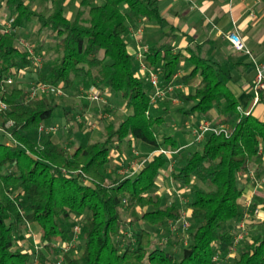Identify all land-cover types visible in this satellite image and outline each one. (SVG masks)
Returning <instances> with one entry per match:
<instances>
[{
    "label": "trees",
    "instance_id": "16d2710c",
    "mask_svg": "<svg viewBox=\"0 0 264 264\" xmlns=\"http://www.w3.org/2000/svg\"><path fill=\"white\" fill-rule=\"evenodd\" d=\"M1 1L13 11L15 28L36 20L41 29L58 36L57 57L45 71H38V81L65 91L80 83L90 88L99 82L120 96L130 112L118 125L106 126L104 140L83 137L73 151L51 135L44 140L37 137L39 127L51 119L58 105L47 96L30 97L27 89L3 83L15 68L30 66L32 60L16 45L15 31L0 34V99L7 106L0 117L2 124L12 121L8 131L16 141L8 144L6 136L0 135V264H43L48 254L70 241L76 217H82V253L79 257L64 253L61 264H221L215 257L222 254V245H234L239 221L247 209L253 213L258 205L255 199L248 208L243 206L246 188L240 179L252 171V164L259 178L264 166V120L238 110V99L226 82L222 64L202 57L197 47L184 48L188 56L170 42L150 47L148 66L161 72L165 88L182 59L192 66L182 77L184 81L200 76L195 90L181 95L183 101L193 102L187 114L201 121L216 108L224 122L233 123L229 135L208 133L194 145L184 143L180 133L160 141L158 128L166 119L150 111L153 87L137 74L125 38L129 26L140 19L163 21L159 0H104L101 4L82 0L87 10L79 9L72 19L57 2L45 15L32 9L27 0ZM131 139L153 149H179L173 155L172 178L182 185H204L193 186L190 213L199 222L181 256L155 246L145 228L134 231L133 241L124 248L118 241L127 223L123 201L143 209L141 214L131 209L130 224L143 220L161 227L181 218L183 211L179 200L163 206L161 197L153 194L160 172L170 162L164 154L154 155L133 175L107 182L110 145L118 147ZM84 177L88 182H83ZM23 224L39 228L41 246L33 253L16 245ZM252 227L254 233L240 241L238 256L230 264H264V218Z\"/></svg>",
    "mask_w": 264,
    "mask_h": 264
},
{
    "label": "rangeland",
    "instance_id": "374dc122",
    "mask_svg": "<svg viewBox=\"0 0 264 264\" xmlns=\"http://www.w3.org/2000/svg\"><path fill=\"white\" fill-rule=\"evenodd\" d=\"M55 2L64 4L63 0L27 1L28 5L32 9L35 11H42L45 15H48L51 12ZM78 2L79 9L87 10V8L82 5V0H78ZM64 7L68 16L73 18L76 16L77 7L75 4L70 2L69 4H64ZM86 15L87 14H85V16ZM13 16V11L9 10L4 5V2L0 0V32L2 31L4 25L3 22L8 21ZM136 28L133 27L130 32L135 31ZM15 33V43L20 49H24V47L20 44V40L35 45V53L37 57L40 58V63L32 61L30 66L17 67L16 73L13 75V83L8 85V87L21 86L28 90L32 85L39 82L37 77L38 71H45L48 64L57 57V53L54 51V45L58 40V36L49 29H41L40 24L37 23L36 20L29 23L25 22L21 26H18L15 29ZM125 38L127 39L126 36ZM143 45L146 44L143 43ZM138 65L139 63L136 62V69ZM94 74H96V71H94ZM96 86L101 90V97L97 101H91L86 98V91L89 88H87L83 83L67 90L66 95H59L55 91L49 92L48 98L51 102L56 103L58 106L51 119L44 124L47 126L57 125L59 129L56 132L50 133H39L38 130L37 137H41L44 140L45 137L51 135L55 141H59V144L70 151H73L74 148L78 146L83 137H86L90 141L104 140L106 137V126L111 122L118 125L123 119H125L126 115L130 111L126 108L123 99L112 92L109 87L102 85L99 82H97ZM173 93L174 92L166 91L161 96H156V102L160 101L162 104L166 105V108H170L171 103H173L172 98L176 97ZM186 105L187 108H190L192 102H187ZM166 114H168L166 116V120L158 128V138L160 141H162L163 137L172 135L176 131L182 132L184 135H188L189 132H191V127H196L200 122L198 121L196 125L188 119V115H178L175 111L173 113L167 112ZM58 115L61 116V118ZM86 115L88 116L90 123L94 122L95 126L90 125ZM209 120H212V118ZM213 121L215 122V120ZM1 122L2 118L0 117V124H2ZM228 123L230 124V127L233 126L231 121H228ZM110 149L112 151V162L109 163L105 171L107 182L109 183L115 179L133 175L132 171L134 170V167L147 158L151 151H153L151 150V145L138 140H134V142L133 140L130 142L124 141L118 147H115L114 144H112L110 145ZM261 151H264L263 146H261ZM174 164L175 161H173V165L168 164L166 170L161 173V179H157L153 194H157L161 197L163 206L170 205L173 201L179 200L183 210L182 214H185L181 218L186 217L189 225L184 228L181 219L180 221L170 220L161 227L152 226L143 220L130 224L129 221L132 220L131 209L135 208L139 214L143 212V209L137 206L133 207L128 201H123L121 204L122 215L126 219L127 223L124 224L122 235L118 238L121 248L126 247L133 241V232L138 228H145L149 230L154 239L155 246H162L164 250L177 256H181L183 249L191 243L192 233L198 226L199 222L197 217L188 212L190 209L189 204L193 199V186H195V184L201 186L204 185L199 182L190 185H182L176 182L172 177H170V173L172 171L170 170V166L174 168ZM251 167L254 174L255 165L252 164ZM250 175V173L245 174L243 176V181L240 183V185L245 187L246 190L250 188L249 179H253V177L255 178L254 175L253 177ZM260 176L259 181L263 179L264 182V166L262 167ZM258 199V201H262L264 204V191L261 192ZM243 206L246 207L244 203ZM148 209H152V207H149ZM248 212L250 213V211ZM255 220V218H252L251 221L249 218L246 220V236L248 237H250L255 231V228L251 227L252 224L255 225ZM76 222L77 221L73 219V225ZM21 228V236L19 237L22 238L18 239L19 242L16 241L17 247L23 251H29L31 253L35 252L41 246L39 228L37 226L33 227L27 224H23ZM235 232L236 229H233V233ZM221 249H223L222 254H217L215 258L221 262V264H230L238 256L241 244L239 242L231 247L222 245ZM61 252L62 251L58 249L54 253L48 254L47 259L43 264H58V260L62 257ZM68 253L75 257H79L82 253V245L79 242L76 243V245H73L68 249Z\"/></svg>",
    "mask_w": 264,
    "mask_h": 264
},
{
    "label": "crops",
    "instance_id": "0c3cea01",
    "mask_svg": "<svg viewBox=\"0 0 264 264\" xmlns=\"http://www.w3.org/2000/svg\"><path fill=\"white\" fill-rule=\"evenodd\" d=\"M89 1L101 4L104 0ZM63 2L65 5L70 2L75 4L78 12V0H63ZM64 4L60 3L66 16L72 19L73 17L67 15ZM159 5L163 18L162 22L140 19L135 25H130L126 33L128 50L135 61L139 63L138 71L136 69L137 74L139 75L140 73V60L136 53L140 44L144 43L150 48L154 45L170 42L176 51L181 50L186 56H188V53H186L184 48L187 46L197 47V52L202 57H209L222 64L226 71V82L236 95L239 106L244 110H251L252 115L264 120V91L260 94V100L254 104L253 81L255 67L250 57L245 53L235 51L226 37V34L230 31H237L257 59L264 61V3L261 0H159ZM131 27L137 28L135 31L130 32ZM139 27H141V32L137 34L136 31ZM191 69L192 66L185 59H182L179 70L174 74L170 82L173 85L172 89L166 90L174 92L173 94L176 96L172 98L171 107L166 108V105L155 100L151 101L150 111L163 115L165 119L168 115L166 114L167 112L173 113L175 111L178 115H188V119L194 124L198 122L199 117L186 112L192 106L187 108L186 103L190 101H183L181 98V95L192 93L200 82V76L198 75L190 82L182 79L184 75L190 73ZM142 77H145V75ZM160 85L161 88L165 89L161 79ZM154 92L155 89L152 88L150 90L151 98ZM59 117L61 118V116ZM211 118L215 122L225 121V117L216 108L205 117V119ZM176 133H180L179 137H182L184 143L189 142L191 132L188 135H184V133L176 131L172 135ZM131 140L134 142L136 139ZM262 146L264 147V143ZM151 150H154L153 146ZM262 152L264 154V151ZM170 167V170L173 171L174 168ZM166 168L160 172L158 178L161 179L160 175ZM170 177L172 176L170 175ZM240 180L243 181V177ZM249 181L251 184L250 188L245 191L242 201V204L244 203L245 205L248 201L251 203L253 200L258 199L261 192L264 191L263 179L259 181L256 176L255 179H249ZM247 206L245 208H248ZM257 207L259 208V216L250 215V221L255 218V222H259L264 218L263 202L258 201ZM188 212H191L190 209ZM246 213L249 212L246 211Z\"/></svg>",
    "mask_w": 264,
    "mask_h": 264
},
{
    "label": "built area",
    "instance_id": "2783aa9c",
    "mask_svg": "<svg viewBox=\"0 0 264 264\" xmlns=\"http://www.w3.org/2000/svg\"><path fill=\"white\" fill-rule=\"evenodd\" d=\"M14 17L10 18L8 21L3 22V28L1 33L4 32H10L15 31V27L13 26ZM141 32V27H139L136 31L137 34ZM227 39L229 40L231 46L235 51L242 52L247 54L251 62L253 63L255 67V77L253 81V91H254V104H256L260 100V94L264 91V61H259L257 57L252 53L244 39L241 37V35L237 31H230L226 34ZM20 44L24 47V50H26L29 53V58L34 61L35 63H40V58L37 57L35 53V45L30 44L26 41L20 40ZM149 47L143 44H140L138 46V52L137 57L140 60V73L139 76L145 75L148 82L152 85V87L155 89V92L152 95L151 101L156 100V96H161L164 94L166 90H171L173 85L169 83L165 89L161 88L160 85V75L159 71H155L148 67L146 63V53L149 51ZM15 68L12 72V74H9L5 76L2 81L3 83L8 86L13 83V75L16 73ZM29 96L35 97V96H47L48 93L51 91H55L59 95H66V91L61 86H55L48 82H38L34 85H32L29 89ZM86 98L91 101H97L101 97V90L97 86H92L86 91ZM6 104L0 99V111L3 109H6ZM238 110L241 113H244L246 115L251 114V110H244L241 106H238ZM87 120H89L88 116L86 115ZM90 123V120H89ZM13 125L12 121H7L5 124H0V135L3 134L7 138L8 144L15 143L16 141L13 139L12 135L9 133L8 128ZM91 126H95L94 122L90 123ZM59 129L57 125H45L42 124L39 127V133H50V132H56ZM232 130V127H230V124L228 122H214L213 120L209 119H203L199 122V124L196 127H191V139L187 143L188 145H194L202 142L206 135L208 133H224L225 135H229ZM179 149H173V148H165V147H159L151 151V153L145 158L143 161L137 164V166L134 167V170L132 171V174H135L143 165H145V162H147L150 158H152L154 155L164 154L169 159V165H173V155L177 153ZM77 172H81V170H78ZM64 173H67V171H64ZM250 176L253 177V172H250ZM255 176V175H254ZM253 179H255L253 177ZM83 182H88V178L84 177ZM246 205H250V201L246 202ZM185 215V214H184ZM245 216L239 221L237 232L234 235V244L239 243L243 238L247 235V225L246 220L250 217V215H258L259 216V208L256 207L253 213H246ZM183 217V216H182ZM77 221L72 228V237L68 243H64L60 246V250L62 251V257L58 260V264H61L63 261V254L68 253V249L76 245L80 241L81 236V221L82 217H76L74 219ZM180 221V219L178 220ZM183 227L189 225L186 217L181 218ZM19 242V241H18Z\"/></svg>",
    "mask_w": 264,
    "mask_h": 264
}]
</instances>
